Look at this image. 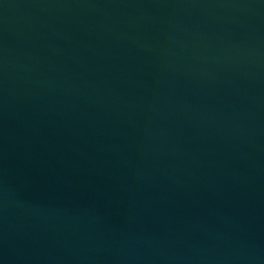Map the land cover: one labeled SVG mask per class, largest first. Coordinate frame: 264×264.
Here are the masks:
<instances>
[{"label":"water","instance_id":"95a60500","mask_svg":"<svg viewBox=\"0 0 264 264\" xmlns=\"http://www.w3.org/2000/svg\"><path fill=\"white\" fill-rule=\"evenodd\" d=\"M0 264H264V0H0Z\"/></svg>","mask_w":264,"mask_h":264}]
</instances>
